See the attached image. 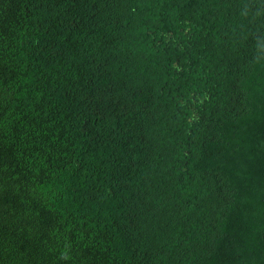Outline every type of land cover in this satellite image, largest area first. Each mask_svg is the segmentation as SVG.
<instances>
[{
    "label": "trees",
    "instance_id": "1",
    "mask_svg": "<svg viewBox=\"0 0 264 264\" xmlns=\"http://www.w3.org/2000/svg\"><path fill=\"white\" fill-rule=\"evenodd\" d=\"M0 264H264V0H0Z\"/></svg>",
    "mask_w": 264,
    "mask_h": 264
},
{
    "label": "bare ground",
    "instance_id": "2",
    "mask_svg": "<svg viewBox=\"0 0 264 264\" xmlns=\"http://www.w3.org/2000/svg\"><path fill=\"white\" fill-rule=\"evenodd\" d=\"M212 59V58H211Z\"/></svg>",
    "mask_w": 264,
    "mask_h": 264
}]
</instances>
